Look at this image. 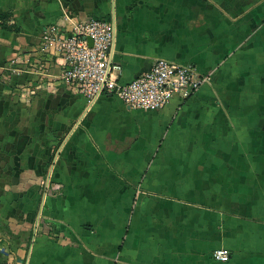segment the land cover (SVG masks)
I'll use <instances>...</instances> for the list:
<instances>
[{
  "label": "crops",
  "instance_id": "crops-1",
  "mask_svg": "<svg viewBox=\"0 0 264 264\" xmlns=\"http://www.w3.org/2000/svg\"><path fill=\"white\" fill-rule=\"evenodd\" d=\"M6 13L0 201L38 195L15 190L28 172L47 178L41 223L37 200L15 208L22 264H264V0H0ZM65 15L115 21L123 83L158 59L211 81L157 112L110 94L88 111L41 51Z\"/></svg>",
  "mask_w": 264,
  "mask_h": 264
},
{
  "label": "built area",
  "instance_id": "built-area-1",
  "mask_svg": "<svg viewBox=\"0 0 264 264\" xmlns=\"http://www.w3.org/2000/svg\"><path fill=\"white\" fill-rule=\"evenodd\" d=\"M64 20L65 24L43 31L41 51L63 60L62 80L87 99L88 111L110 94L130 109L157 112L173 101L189 100L211 81V76L201 75L193 65L158 59L149 71L123 83L119 79L122 67L115 62V21L91 18L77 22L67 15ZM212 256L215 262L227 263L231 253L221 248Z\"/></svg>",
  "mask_w": 264,
  "mask_h": 264
},
{
  "label": "rangeland",
  "instance_id": "rangeland-1",
  "mask_svg": "<svg viewBox=\"0 0 264 264\" xmlns=\"http://www.w3.org/2000/svg\"><path fill=\"white\" fill-rule=\"evenodd\" d=\"M20 186L15 187L17 191H27L30 187L37 186L40 188L39 193L37 196H31V197H23L19 194L15 196H11L7 198L5 201H0V255L2 256V259L5 260L7 264H22L23 260L17 256V253L14 254L15 251L13 249L18 250V243L15 245L14 243L18 242L21 238L23 239L22 235V228L16 221L19 220V222L25 221L29 217V213H26L23 211V213H20L19 211H16L15 208H21L20 204L25 203V205L28 204L29 201L32 202L31 199L37 200V205L39 206L40 202L45 205L46 199L44 200V188L47 183V178L44 176L42 179H36L34 174L31 172V174H26L24 176L23 180L20 181ZM1 197V196H0ZM36 205V209L33 213L34 215L39 218L40 216V223L44 219L45 216V207L42 208V214H41V204L40 207L38 208ZM16 206V207H15ZM38 209V210H37ZM36 212V213H35ZM34 221V218H33ZM24 223V222H22ZM28 229V228H25ZM16 236V237H14ZM28 239V238H27ZM27 239H25V242H27ZM21 248H25L27 245H21ZM20 248V249H21ZM11 253V256L10 254Z\"/></svg>",
  "mask_w": 264,
  "mask_h": 264
},
{
  "label": "trees",
  "instance_id": "trees-1",
  "mask_svg": "<svg viewBox=\"0 0 264 264\" xmlns=\"http://www.w3.org/2000/svg\"><path fill=\"white\" fill-rule=\"evenodd\" d=\"M8 17H9V13H6V14H3V15H0V25H2V27L6 30H10V31H14V32H17L18 29L15 28L14 26H7V23H8Z\"/></svg>",
  "mask_w": 264,
  "mask_h": 264
},
{
  "label": "water",
  "instance_id": "water-1",
  "mask_svg": "<svg viewBox=\"0 0 264 264\" xmlns=\"http://www.w3.org/2000/svg\"><path fill=\"white\" fill-rule=\"evenodd\" d=\"M49 182V181H48Z\"/></svg>",
  "mask_w": 264,
  "mask_h": 264
}]
</instances>
